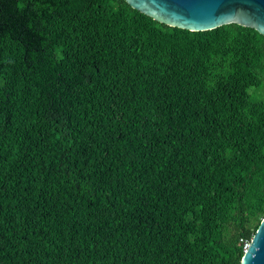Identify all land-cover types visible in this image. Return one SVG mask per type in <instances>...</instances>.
Here are the masks:
<instances>
[{
	"label": "trees",
	"instance_id": "trees-1",
	"mask_svg": "<svg viewBox=\"0 0 264 264\" xmlns=\"http://www.w3.org/2000/svg\"><path fill=\"white\" fill-rule=\"evenodd\" d=\"M259 91L254 28L0 0V264H241L264 219Z\"/></svg>",
	"mask_w": 264,
	"mask_h": 264
},
{
	"label": "water",
	"instance_id": "water-1",
	"mask_svg": "<svg viewBox=\"0 0 264 264\" xmlns=\"http://www.w3.org/2000/svg\"><path fill=\"white\" fill-rule=\"evenodd\" d=\"M154 20L192 32L239 24L264 36V0H125ZM241 264H264V219Z\"/></svg>",
	"mask_w": 264,
	"mask_h": 264
},
{
	"label": "built area",
	"instance_id": "built-area-1",
	"mask_svg": "<svg viewBox=\"0 0 264 264\" xmlns=\"http://www.w3.org/2000/svg\"><path fill=\"white\" fill-rule=\"evenodd\" d=\"M242 242L244 244V250L247 251L248 247L250 246L251 241L242 240Z\"/></svg>",
	"mask_w": 264,
	"mask_h": 264
},
{
	"label": "rangeland",
	"instance_id": "rangeland-1",
	"mask_svg": "<svg viewBox=\"0 0 264 264\" xmlns=\"http://www.w3.org/2000/svg\"><path fill=\"white\" fill-rule=\"evenodd\" d=\"M252 92H255V90L253 89ZM259 94V97L264 99V91H259L257 92Z\"/></svg>",
	"mask_w": 264,
	"mask_h": 264
}]
</instances>
